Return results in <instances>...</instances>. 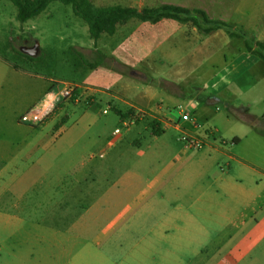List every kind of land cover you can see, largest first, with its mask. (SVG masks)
Returning a JSON list of instances; mask_svg holds the SVG:
<instances>
[{"label": "rangeland", "instance_id": "obj_1", "mask_svg": "<svg viewBox=\"0 0 264 264\" xmlns=\"http://www.w3.org/2000/svg\"><path fill=\"white\" fill-rule=\"evenodd\" d=\"M219 1L222 2L218 6ZM178 2L191 6H205L215 17L224 18L231 11L232 13L239 11L249 14L254 25L257 16L264 23V0H230L228 3L230 9L226 11L224 0ZM16 13V8L8 0H0V55L11 66H15L16 70L25 73L23 106L26 107L41 91L42 81L51 85L45 97L38 103L42 110L36 109L38 106L35 105L20 117L19 122L27 124V117L40 111L43 112L42 119L29 124L41 130L40 136H52L57 139L60 130L63 134L67 133L63 142L50 150L56 156L49 157L41 168L43 175L40 182L43 185L30 188L18 207L4 205L9 212L24 216L28 220H43L39 230L41 233H48L44 230L48 229L52 231L49 233L71 235L72 241L68 245V250L64 253L60 252L61 242L57 241L56 256L41 254L36 257L37 263L216 264L219 262L236 242L224 239V233H213L223 226L221 213L225 211L231 217L230 212H235L236 219L246 218L264 203V177L258 176L264 172V135L256 132L251 126L253 122L260 129H264V68H261V64L248 71L256 80L250 88L234 90L230 95L218 96L215 99H205L208 97L206 95L208 90L204 93H195L194 89L197 84L203 85L205 80H208L205 68L196 70L195 74H190L188 78L184 77L182 82H179L176 76L177 70L173 68L179 56H183L185 50V54H188L192 42L196 40L190 28L184 32L182 36L184 40L178 39L186 43L182 44L183 42L180 41H177L176 45L170 43L168 47L158 52L165 62H161L160 58L152 59L150 63L138 66L132 74L139 82L135 84L133 90L131 88L133 97L138 101L145 95V86L148 84L154 97L164 99V101L160 99L154 101L155 110L151 111L123 97L115 101L107 95L100 97L88 94V91L81 87L79 78L85 67L80 66L78 54L91 58L90 53L93 48L89 44L82 49L72 47L73 43L70 40L74 37L85 44L92 40L87 26L73 14L70 6L53 2L43 13L24 24L17 21ZM83 25L85 32L82 29ZM73 26H76V29ZM35 41L39 44V53L33 58L34 61H28L18 54L21 47H31ZM215 44L220 45L221 40L215 39ZM198 53H200L196 55L198 58L203 55L202 52ZM213 54L216 53H211ZM187 65L194 64H186V67ZM172 68L173 72L168 73ZM235 69L237 70V66ZM188 72L190 73L191 69ZM248 81L249 77L243 80V84L246 86ZM64 82L80 85L78 91L66 100L56 96ZM21 87L20 83V90ZM169 94L174 96L169 99ZM93 104L99 107L82 118L80 115ZM19 107H21L20 98L17 108L0 111V127L9 131L11 135L19 132L20 135L28 136L27 130L17 129L10 122L13 113L21 110ZM133 107L141 109L145 116L131 123L133 115L127 113L130 110L135 111ZM161 108L163 114H159ZM103 109L107 113H103ZM182 113H194L198 122L197 127L192 129L188 123H185L179 124L176 129L174 123L178 122ZM124 122L128 125H124ZM152 122L159 125L158 128L162 131L160 136L152 135ZM88 123L90 124L87 125ZM115 129L120 130L117 137L112 135ZM183 132L202 137L205 144L202 149L208 143L216 141L227 154H232L244 162L233 164L234 169L229 176L231 180L253 190L255 196L249 206H241V201L237 199H213L212 202L215 201L218 205L210 202V195L216 196L221 193L219 191L217 193L215 189L214 183L219 182H214V178H218L222 173L223 166L220 160L223 157L210 152V157L203 159L202 155H208L207 148L198 150L199 152L189 149L185 151L184 144L180 141ZM233 137L240 138L241 142L231 143ZM112 139H115L114 144L108 146ZM177 158L185 163V176L191 175L190 186L186 185L184 190L179 191L181 197L178 201L165 197L166 200L156 206L154 213L144 214L149 183L167 163ZM200 194L201 223L202 226L210 228L209 235L212 237L211 239L202 237L199 241V247H202L201 255L194 257V252L199 248L196 242L188 245L186 240L183 254L178 240L170 237L159 240L157 235L149 233L153 227L150 215L159 218L177 205L185 212H192V199ZM33 201L37 205L35 209ZM86 211L88 212L80 218ZM137 218L143 225H134L133 222ZM209 219L212 221L209 222ZM74 224L76 226L71 228ZM233 227V224H230L227 228L224 227L223 232L233 231ZM172 234L168 233V235ZM176 246L179 250L174 249ZM161 247L169 248L173 254L170 259L173 261L165 263L162 260L158 252ZM216 247H220L218 250L221 255L210 256ZM235 264H264V243Z\"/></svg>", "mask_w": 264, "mask_h": 264}, {"label": "crops", "instance_id": "obj_2", "mask_svg": "<svg viewBox=\"0 0 264 264\" xmlns=\"http://www.w3.org/2000/svg\"><path fill=\"white\" fill-rule=\"evenodd\" d=\"M178 1L90 0V2L97 7L121 6L142 9L156 8L162 5H175L191 9H201L209 18L227 22L235 28L250 32L254 35L256 40L264 42V23H262L259 16L256 17V23L254 25L252 17L249 14L247 15V13H240L239 11L232 13V11L229 10L231 13L229 12V14H226L228 16H225L224 18L215 17L210 14V11L205 6H191ZM221 2L222 1H219L217 5L219 6V3ZM229 2L230 0H224L223 2L225 5V11L230 9ZM234 18L236 20H234ZM73 28L76 29V26H73ZM82 29L85 32L84 25ZM188 29H190L188 25H180L175 21L167 19L161 20L156 24L130 20L125 25L119 26L113 36L102 34L96 42V47H94V42L91 38L92 42L88 41L85 44V42L79 41L73 37L70 40L73 43L71 45L72 47L82 49L85 45L89 44L93 48L90 53L91 57L93 56L94 49L100 50L108 57L113 58L126 68L132 70L131 74L121 75L104 66L97 67L94 70L85 68L81 72L79 78L81 79V87H84L88 91V94L94 96L97 95L101 97L107 95L110 96V99L115 101L123 97L124 99H128L132 101V103L146 107L151 111L155 110V105L153 104L154 101L159 99L164 101V99L154 97V93L150 89L151 86L145 84L147 86H145V98L142 96L141 100L138 101L136 97H133L134 93L133 91L131 92V88L133 90L135 84L139 82L136 81L132 74L135 73L138 66L143 65L144 63L148 64L152 59L158 60V58H160L161 62H165L162 60V57L158 55V52L168 47L170 43L176 45L177 41L184 40L182 36ZM191 31L196 36V40L192 42L190 46L192 50L190 49V52L187 51L189 52L188 54H185V50L183 56H179L180 58H178L173 67L177 70L176 76L179 78V82H182L184 77L188 78L189 75L196 72V70L201 69L202 67L205 68L208 80H205L203 85L197 84L194 89L195 93H204L206 92L205 90H208L209 92L206 94L208 97L205 98L207 100L210 98L215 99L222 95H230L234 90L248 89L256 83V80L251 77L248 71L253 69L254 66H258L259 61L256 57L246 53L240 43L229 39L221 30L205 37L199 36L192 28ZM215 39H220L221 44L216 45ZM184 43L186 42H183L182 44ZM198 52L203 53L199 58L196 56L200 54ZM211 53L216 54L211 55ZM218 56L220 59H218ZM190 63L194 65H187V68L186 64ZM235 66H237V70L235 69ZM173 68L169 70L168 73L173 72ZM190 69L191 72L189 73L188 70ZM24 75V72L14 69L9 62L0 55V111H6L8 109L12 110L15 109V107L17 108L20 98L21 107L19 108L21 110H16L17 112L13 113L10 122L15 125L17 129L24 128L29 134L28 136H24L20 135L18 132L16 135H11L9 131H5V129L0 127V264H40L37 263L36 259L39 255L44 254L45 256H56L55 249L57 241L61 242L60 252L62 253L68 250V245L72 241L70 234L49 233L52 231L44 229L45 227L42 228L47 230L48 233L39 232L43 220H28V218L26 219L24 216L9 212L7 210L8 208L5 209L9 204L10 206L18 207L23 200L24 194L30 188L34 189L38 185L39 187L43 185L40 182L43 175L41 168L46 164V160L49 157L56 156L51 153L53 147L58 143H62L65 135H67L66 132L63 134L60 130L57 139L52 136H40L41 130H38L33 125H29L34 121L39 122L40 119H42L43 112L40 113V111L28 116L26 119L27 124L19 122L22 115L32 109L35 105L36 107L38 106V103L43 97H45L46 92L51 86L48 82L42 81L43 84L40 87L41 91L32 102L24 107ZM164 77L166 78V76ZM248 77L249 81L245 86L243 80H246ZM37 79L43 80L42 78H36V80ZM20 83L22 84L21 90L19 89ZM169 96V99H171L174 95L169 94ZM40 107L41 106L39 105L36 109H40ZM96 107L99 106L93 104L91 107L84 110L80 116H82V118L87 116L88 113L95 110ZM102 112H104V109ZM159 114H163L162 108ZM190 117L198 124L194 117V113H191ZM6 122L9 123V121ZM114 140L115 139H112L108 143V146H112ZM238 140L239 144L241 139L238 138ZM206 148L208 155H202L203 159L209 158L210 154H218L223 157L220 160V163L223 166L221 168L222 173L218 178H214V182H219L214 183L216 186L215 189L217 190V193L219 191L222 194L220 193V195L216 196L214 194L210 195V202L218 205L215 201L212 202V200L220 198H225L227 200L237 199L241 201V206H249V204L253 202L255 196L253 190H249L242 184L231 180L229 176L234 169L233 164L244 162L232 154H227L225 149L217 144L216 141L208 143L204 149ZM41 150L42 153L39 154ZM184 150L188 151L185 147ZM100 156L102 157L103 155L101 154ZM33 159H36L35 162H32L34 161ZM188 160L189 158L187 161ZM184 166L185 163L182 160L179 161V158H177L176 160L167 163L158 174H156L154 180L149 183L146 191L147 201L143 211L144 214L154 213L156 211V206L163 203L167 197H171L174 201H178V198L181 197L179 191L184 190L185 186H190L191 183V180H189V176L191 175L189 174L187 177L185 176ZM258 176L264 177V172H261ZM184 178H186V180ZM201 203L202 197L200 194V196L198 195L192 199V212H185L179 205H177L170 212H166V214H163L159 218L155 215H150L149 217L153 220V224H151L153 227L149 233L157 235L159 240L166 239L167 237L178 240V245L183 249V254L186 240H188V245L196 242L199 247V241H201L202 237H204V239L212 238L211 235H209L211 234L210 228L202 226L201 223ZM33 207L34 209L37 208L34 201ZM87 212L88 211L83 213L80 218ZM234 213L235 212H230V217L225 211L222 212L221 219L223 221L221 224H223V226L218 228V231L214 230L213 232L217 234L224 233V239L236 241L231 250L225 253L224 257L216 264H235L249 256L261 243H264V203L246 218L243 217L236 219ZM156 218L157 220H155ZM138 220L139 219L137 218V220L133 222L134 225H143ZM211 221L212 220L209 219V222ZM230 224H233L234 226L233 231L223 232V230L225 231L224 227L227 228ZM75 226L76 224L71 226V228H74ZM168 233L173 234L168 235ZM148 240L152 241L151 239ZM161 248L162 249L158 252L162 257V260H164L165 263L173 261V259H170V256L173 254L170 252L169 248ZM201 248L202 247L197 248L194 252V257L201 255ZM219 248L216 247L215 251L210 256L217 254L221 255V252L219 253L220 250H218ZM174 249L179 250L178 246L174 247ZM235 259L237 260L235 261ZM176 261L178 262V258Z\"/></svg>", "mask_w": 264, "mask_h": 264}, {"label": "trees", "instance_id": "obj_3", "mask_svg": "<svg viewBox=\"0 0 264 264\" xmlns=\"http://www.w3.org/2000/svg\"><path fill=\"white\" fill-rule=\"evenodd\" d=\"M8 1L16 8V19L20 24H24L39 16L53 2H59L62 5L70 6L73 14L87 26L89 36L94 42V47H96V42L102 34L113 36L119 26L125 25L130 20L149 22L151 24H156L164 19L172 20L180 25H188L202 37L221 30L229 39L240 43L246 53L256 57L259 61V65L261 64V68H264V42L256 40L254 35L250 32L235 28L227 22L209 18L201 9H191L175 5H162L156 8L142 9L121 6L97 7L92 4L90 0ZM18 54L28 61L35 60L21 52H18ZM78 57L81 62L80 66H84L90 70L104 66L121 75L132 73L131 69L126 68L118 61L108 57L100 50L94 49L91 58H87L83 54H78ZM12 67L17 69L15 66ZM149 82L150 81H148V83ZM127 114H133V112L130 110ZM155 125H157V127H155ZM151 126L153 136H160L162 134V131L158 128V124L152 122ZM251 126L256 132L264 135V129H260L253 122ZM238 142V138L232 139L233 144H238Z\"/></svg>", "mask_w": 264, "mask_h": 264}, {"label": "built area", "instance_id": "obj_4", "mask_svg": "<svg viewBox=\"0 0 264 264\" xmlns=\"http://www.w3.org/2000/svg\"><path fill=\"white\" fill-rule=\"evenodd\" d=\"M78 89H79V86L77 84L64 82L62 83V88L60 92L56 96L61 97V99L63 100L70 99L73 93L77 91ZM133 108H134L133 110L135 111H133L131 123H134V121H137V120H141L145 116L144 112L141 109H136L135 107ZM103 113H107V111L104 110ZM185 123H188L190 125V128L192 129L197 127L196 121L190 117V114H186V113H182L180 115L178 122L174 123V126L176 127V129H178L179 124H185ZM124 125H128V123L124 122ZM119 133H120V130L115 129L112 135L113 137H117ZM180 141H182L184 144V147L189 150L198 151V150H201L205 145L204 141L202 140V137L197 136V135L195 136L192 134H188L186 132H183V136L180 137Z\"/></svg>", "mask_w": 264, "mask_h": 264}, {"label": "water", "instance_id": "obj_5", "mask_svg": "<svg viewBox=\"0 0 264 264\" xmlns=\"http://www.w3.org/2000/svg\"><path fill=\"white\" fill-rule=\"evenodd\" d=\"M20 52L28 57L35 58L39 53V44L35 41L31 47L23 46L20 48Z\"/></svg>", "mask_w": 264, "mask_h": 264}]
</instances>
